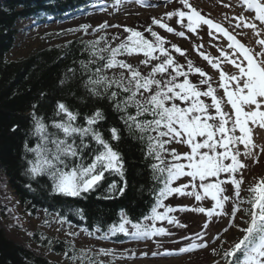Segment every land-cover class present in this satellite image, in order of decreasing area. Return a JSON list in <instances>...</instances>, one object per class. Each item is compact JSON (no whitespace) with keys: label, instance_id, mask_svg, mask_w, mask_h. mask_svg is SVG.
<instances>
[{"label":"snow or ice","instance_id":"obj_1","mask_svg":"<svg viewBox=\"0 0 264 264\" xmlns=\"http://www.w3.org/2000/svg\"><path fill=\"white\" fill-rule=\"evenodd\" d=\"M138 2L144 4L147 0ZM179 2L183 6L181 9L164 14L168 19L176 17L177 23L192 33H197L202 26H207L209 35H212L214 30L229 41L228 48L231 51L221 49L220 57L212 58L200 52L214 69L219 70L218 87L223 89V97L217 95V88L213 87L211 77L200 67H195L193 61L188 60L185 69V65L180 64L165 46L168 43L166 39L151 26L145 31L149 32L153 39L147 38L144 33L134 28L125 27L124 31L128 35L115 47L106 44L105 47L99 48V40L88 42L92 48L91 55L102 63L91 72L85 81V87L92 96L111 101L114 109L122 113L120 119L129 132H138L139 139L146 141L145 157L155 161L150 165L153 178L162 177V187L156 192L155 203L148 215L134 222L125 210L121 209L119 223L109 225L107 232L100 238L107 239L117 233L136 239L164 235L167 230L156 227V221L179 223L175 217L169 215L176 209L164 203L168 197L174 194L186 195L193 196L196 201L210 198L214 202L211 208L200 206L189 209L182 206L181 210L204 213L209 221L214 216H230L228 228L237 227L243 235L222 251L221 259L225 264H264V178L249 186L247 197L242 198L240 195L244 182L242 170L246 167L240 159L241 155L253 158L255 162V149L260 147V151L264 152V146H257L252 135L254 127L264 129V38L257 39L256 43L261 47V51L256 53L222 24L203 15L190 0ZM116 3L119 4L120 0H116ZM241 3L246 10L254 13V17L251 20L243 15L236 17V27L250 28L254 35L261 37L264 27L259 25H264V0H241ZM152 23L180 37L186 35L185 31H176L164 22L163 17H153ZM89 27L81 26L85 31ZM106 27L107 22L99 25L98 29ZM171 49L182 56L185 54V50L176 44H171ZM134 54H143L144 59L140 64L149 68L146 74L138 65L118 59L122 55ZM223 62L234 66L237 72H225L221 67ZM82 67L91 71L83 62ZM115 68L121 71L118 75L109 77L106 70ZM192 73L199 74L198 83L189 79ZM202 85L205 87L202 88ZM121 96L123 99L119 98ZM205 98H209L210 102H206ZM225 105H230V111H225ZM33 107L35 108V105ZM129 107L135 108L134 115L128 113ZM56 109V115L63 114L66 117L53 122V126L63 133V138L52 134L53 138L50 139L43 117L32 113L33 135L39 136L40 143L29 147L25 142L26 152L33 154L32 159H26L25 175L32 179L47 176L51 181L52 194L82 197L99 188L105 181L106 174H115L121 177L123 186H118L113 181L107 190L109 193L123 194L127 188V180L124 178L125 161L123 154L112 143L120 141V129L109 128L110 139L105 138L97 127L105 119L101 108H96L91 115H86L84 125L75 124L78 113L70 110L65 103L57 102ZM146 116L151 119L144 118ZM86 137H90L96 147L90 148L89 144L85 143ZM173 142L186 145L190 151L178 152L169 147ZM48 143L52 144L51 148ZM240 145L243 146V152ZM166 155L170 157L167 162ZM222 174H225L224 178H221ZM181 177L190 179L188 183L173 186ZM229 183L234 189L233 197L225 194L224 186ZM189 188L191 191H188ZM230 200L233 207L228 213L225 203ZM243 204L248 207L243 209L245 216L241 219L245 226L241 227L235 224V220ZM161 208L164 209L163 212L158 210ZM76 212L83 218L82 210L78 209ZM65 219L60 218L61 222ZM148 221H151V224L147 223ZM203 227L207 228L208 223ZM228 228L223 231L227 232ZM68 234L76 235L71 232ZM88 234L93 235L92 232ZM203 235L197 233L190 244L178 251L185 253L208 247ZM197 240L201 242L197 243ZM88 251L81 249L79 256L73 255L69 258L73 261L79 259L83 264ZM212 251L216 253V249ZM112 252L111 249H100L99 254L112 255ZM89 264L103 262L91 260Z\"/></svg>","mask_w":264,"mask_h":264},{"label":"trees","instance_id":"obj_2","mask_svg":"<svg viewBox=\"0 0 264 264\" xmlns=\"http://www.w3.org/2000/svg\"><path fill=\"white\" fill-rule=\"evenodd\" d=\"M51 1L53 18L65 19L79 13L82 9L88 10L97 0ZM54 1L61 6V9ZM23 2L24 0H0V172L3 176L1 179L10 186L23 209L30 216L38 215L40 209H45L47 214L53 211L87 226L91 232H94L96 228L106 230L109 225L119 223L121 209H124L134 222L140 220L150 213L155 203L156 192L162 187V177L161 179L153 178L150 165L155 161L145 157L146 141L139 139L138 132H129L120 119L122 113L114 109L111 101L92 96L85 87V81L102 63L91 55L92 48L88 42L99 40V48L105 47L106 44L115 47L128 35L124 31L125 27L134 28L152 39L149 32H144L146 20L137 19L113 31L98 29V26H95L93 30L84 31L63 43L38 47L23 57L11 58L9 54L18 39L16 22L24 19L27 12L35 13L29 9L37 2L51 6L50 0H34V3L27 8ZM113 37L118 38L113 39ZM165 46L175 57L173 52L175 50L170 48V44L167 43ZM118 59L138 65L145 74L149 71L148 67L131 60L127 55H122ZM176 60L180 63L177 58ZM82 62L88 65L91 71H86L82 67ZM120 71L119 68L108 69L106 74L112 77L114 74L118 75ZM119 98L123 99V96ZM57 102L65 103L70 110L78 113L76 125H84V117L91 115L96 108H101L105 119L97 127L106 139H110L109 128L120 129V141H112V143L123 154L125 161L124 178L127 180V188L123 194L109 193L107 190L108 185L113 181L118 186H123L121 177L115 174H106V179L99 188L82 197L52 194L51 181L47 176L32 179L25 175L26 159L33 158L32 153L26 152L25 142L29 147H35L37 143H40L39 136L33 135V112L43 117L50 139L53 138L52 134L63 138V133L53 126V122L66 118L63 114L56 115ZM128 113L134 115L135 108L129 107ZM144 118L151 119L150 116ZM77 143H79L78 139ZM85 143H88L90 148L96 147L90 137L85 138ZM48 147L51 148L52 144L48 143ZM28 185L31 187L29 188ZM78 209L83 211V218L77 214ZM32 240L29 243L11 236L0 222V264H77L81 262L79 259L78 262H71L72 259L69 258L73 255L79 256L80 250L83 249L74 240H66L41 227L34 231ZM37 245L61 257H52L48 251L38 248ZM219 250L223 251L224 248H219L216 253ZM91 260L110 264L103 257H96L95 254L86 256L83 264H89ZM207 261V258H202L200 263L204 264Z\"/></svg>","mask_w":264,"mask_h":264},{"label":"rangeland","instance_id":"obj_3","mask_svg":"<svg viewBox=\"0 0 264 264\" xmlns=\"http://www.w3.org/2000/svg\"><path fill=\"white\" fill-rule=\"evenodd\" d=\"M203 6L208 8L209 10L214 9H221L220 12L224 11L227 12V6H230L233 10V12H228L231 15V22L235 29L240 31L244 38H246L250 43L253 44V47L256 49L257 53L261 51V47L257 45L256 41L258 38H264V33H262L261 37H257L254 35L253 30L250 28H244V27H236L237 20L236 17H239L243 15L246 18L254 17V13L252 11L246 10L244 5L241 2L233 1V0H223V4L218 3V0H207L208 2H205L203 0H198ZM210 1L214 2V4L210 3ZM154 6H140L139 4H130L129 6H125L122 9L115 10L113 7H109L106 9H103L102 11L98 13H92L91 15L80 17L71 21H67L64 23H56L51 22L47 25H39L37 27H29V28H23L20 33V39L18 44L13 48L10 57L11 58H20L27 54H29L33 49L43 46H48L56 43H63L64 41L80 34V32L75 31L71 29L72 27H75L80 24L84 23H101L104 21H110L113 24L115 23H124V22H132L135 18L144 17L148 14H156L160 12L162 9V4L165 2V0H153ZM223 12V13H224ZM259 25V22H257ZM260 27H264V25H259ZM171 37L176 38L178 41L188 44V40L185 37H180L176 35L175 33H169ZM201 34H204L202 32ZM215 37L214 35H210V38ZM217 40L212 41V48L220 46L222 43L224 44L225 41L221 37H215ZM225 49V48H224ZM227 51H231L226 49ZM227 64L229 67V72L235 73L237 72V69L232 66L231 64L227 62H223L222 64ZM239 134V133H237ZM253 140L254 143L257 146H264V129H261L259 126H256L253 128ZM240 150L243 152V146L240 145ZM256 154V160L254 162L253 158H248L242 155V161L246 165L244 170L242 171L243 175V184L241 185V193L243 192L246 185L250 184L255 180L256 178H263L264 176V152L260 151V147H257L255 149ZM3 176L0 172V222L5 227L6 231L13 237L24 240L30 243L32 242V235L36 229L41 227V229L46 228L49 232L54 233H60L61 236H69L68 234V226H64L59 223H53V226H47L46 224L41 226L40 220L41 217H32L30 216L24 209L22 204L19 202L18 197L13 192V190L8 186L5 182H3ZM248 183V184H247ZM234 196V193H233ZM189 204H191L192 201H188ZM5 205V206H4ZM204 207V204H198V206L195 207ZM245 209L244 206H241V211L237 214L235 224L239 225L242 223L243 219H241L244 215ZM190 213L191 216H194L197 220V223L194 228L196 229L200 226V220L205 219L204 213L194 212ZM48 219V218H45ZM230 216H225L221 223L217 226L211 225L207 228L206 232H208V235L205 236V239L209 240L213 235L219 236V239L217 240L214 245L216 247L221 245V238L222 237H228V236H236L240 231L237 227H230L228 228ZM50 227V228H47ZM228 228L227 232H224L223 229ZM78 240L82 245H86L89 242V237L79 232ZM93 242H101V241H94ZM149 241L146 242L148 244ZM213 246V245H212ZM212 246L207 247L205 249H202V253L209 254L212 253ZM38 248H42L45 251H48V253L55 258H60L61 255L52 253V251L46 250L43 247H40L37 245ZM203 255H195L192 260L194 262H200L202 260ZM213 257H208V259L213 261ZM206 258V257H205ZM220 259L219 257H216ZM187 257H185V253H180L178 255H170V256H159V257H153L149 258L148 256L144 257H136L135 259L129 260V264H188ZM119 261V260H117ZM71 262H78L71 261ZM81 263V262H79ZM77 263V264H79Z\"/></svg>","mask_w":264,"mask_h":264},{"label":"bare ground","instance_id":"obj_4","mask_svg":"<svg viewBox=\"0 0 264 264\" xmlns=\"http://www.w3.org/2000/svg\"><path fill=\"white\" fill-rule=\"evenodd\" d=\"M24 5L27 8L28 5L34 3V0H24ZM54 3L57 5V2L54 1ZM50 4L51 6L45 5V4H40V2H37V4L34 7H31L29 9V11H34L35 13H28L27 15L24 17V19L19 20L16 22V30H18L16 32V36H18V39H16V45L19 42L18 40L20 39V33L21 30H23V28H29V26L32 24V27L35 26L34 23L37 22H43V23H47L50 19H52L53 17V6H52V1L50 0ZM57 7L59 9H61L60 5H57ZM15 45V46H16ZM11 54V53H10ZM9 54V56H10ZM20 240V239H19Z\"/></svg>","mask_w":264,"mask_h":264}]
</instances>
